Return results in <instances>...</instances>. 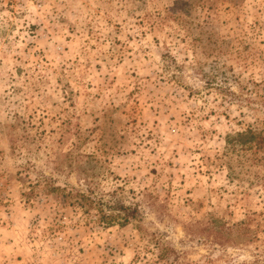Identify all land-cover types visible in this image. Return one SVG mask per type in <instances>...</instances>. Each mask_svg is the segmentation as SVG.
I'll return each instance as SVG.
<instances>
[{"label":"rangeland","instance_id":"rangeland-1","mask_svg":"<svg viewBox=\"0 0 264 264\" xmlns=\"http://www.w3.org/2000/svg\"><path fill=\"white\" fill-rule=\"evenodd\" d=\"M249 126L264 0H0V264H264Z\"/></svg>","mask_w":264,"mask_h":264},{"label":"trees","instance_id":"trees-1","mask_svg":"<svg viewBox=\"0 0 264 264\" xmlns=\"http://www.w3.org/2000/svg\"><path fill=\"white\" fill-rule=\"evenodd\" d=\"M229 142H235L240 144V150L242 153H237L240 158L238 164L240 165L245 161L250 160L253 164L262 166L264 172V130L257 129L249 126L243 131L236 132ZM235 173V172H234ZM264 175V174H263ZM65 189V188H64ZM66 193V190H63ZM82 198H88V196L81 192H76ZM120 222L121 225H126L130 221V217L137 215V209L130 205L120 204L119 205ZM101 211H104L101 209ZM102 219L112 221L113 214H107L102 212ZM110 216V218H109Z\"/></svg>","mask_w":264,"mask_h":264}]
</instances>
